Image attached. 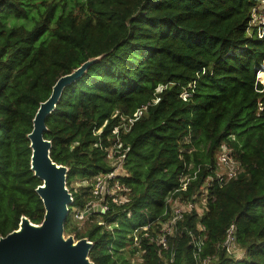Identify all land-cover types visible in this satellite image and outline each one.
I'll return each mask as SVG.
<instances>
[{
    "label": "trees",
    "instance_id": "trees-1",
    "mask_svg": "<svg viewBox=\"0 0 264 264\" xmlns=\"http://www.w3.org/2000/svg\"><path fill=\"white\" fill-rule=\"evenodd\" d=\"M262 1L0 0V237L25 215L42 223L33 119L62 75L97 59L46 117L51 157L69 167L65 235L88 237L95 264H132L137 251L143 264H264V30L252 23ZM146 105L121 137L131 200L86 215L80 228L95 176L113 168L114 128ZM228 145L240 167L215 179L205 212L179 221L160 253L141 229L154 221L156 236L173 200L197 194ZM185 175L195 176L188 190ZM232 224L242 256L223 245Z\"/></svg>",
    "mask_w": 264,
    "mask_h": 264
},
{
    "label": "water",
    "instance_id": "water-1",
    "mask_svg": "<svg viewBox=\"0 0 264 264\" xmlns=\"http://www.w3.org/2000/svg\"><path fill=\"white\" fill-rule=\"evenodd\" d=\"M95 60H87L73 72L62 75L33 119L34 127L28 134L32 147L30 167L42 180L37 193L46 208L45 217L36 224L25 215L18 229L0 237V264H95L89 257L93 242L88 237L76 240L65 235L64 224L73 202L66 183L69 167L53 161L52 141L44 135L48 129L46 117L56 109L64 88L81 78ZM95 212L105 213V209L96 205L84 215Z\"/></svg>",
    "mask_w": 264,
    "mask_h": 264
},
{
    "label": "built area",
    "instance_id": "built-area-1",
    "mask_svg": "<svg viewBox=\"0 0 264 264\" xmlns=\"http://www.w3.org/2000/svg\"><path fill=\"white\" fill-rule=\"evenodd\" d=\"M253 14L255 19L252 23L259 25V35L261 37L263 36L262 30H264V0L262 1L261 6L258 9L254 10ZM262 72H264V65L260 69H258L257 75L259 76ZM147 107L148 106L146 105L144 108H142V110L140 109L136 111L134 115L125 120V122H123L121 126H117L114 128V140L111 144L112 146L107 149V160L110 166H112L113 168L110 171H106L105 173H99L97 176H95L92 182V198L87 202L86 210L93 206L100 205L105 209L106 213L109 209H111L110 206H124L127 204V202L131 200L132 187L123 180L129 173L125 164L128 152L130 151V146H125L123 144V141H121V137L125 132H128L131 129V126L133 125L134 121L138 120L143 115V112ZM217 157L218 165L220 167H226L225 171L221 172L218 167V169L215 171L216 176L212 175L211 173L208 174L205 179L204 185L201 187L199 192L193 197H188L182 200H173L171 217L168 219V221L162 223L161 225L157 224L160 229L156 231V236L151 235L149 231L156 224V222L154 221H150L145 227L141 229L142 231H145V236H149L151 240L154 241L160 247V253H162L163 250L169 251L171 249V247L169 246V235L174 234L177 223L179 221H182L187 214L195 210L197 211V209L199 208L197 200L200 197V194L207 195L206 199L208 200L209 188L214 185L213 183L215 179H219L220 181L227 180L229 179V177L233 176V174H235L237 169L240 167L241 163L234 158L233 149L230 145L224 146L222 150L218 153ZM192 177L195 178V176L190 175H185L181 177L180 184H182L183 190H188V186ZM205 205H202L203 208ZM84 212H79L77 214V218L85 219L86 216L84 215ZM234 232L235 224H232L230 229L228 230L227 237L223 243L228 253L230 254H237L236 249L238 245L235 244ZM201 243V240H199L196 244V246L199 247V250H201ZM210 261V257H205L201 259L198 264H208Z\"/></svg>",
    "mask_w": 264,
    "mask_h": 264
},
{
    "label": "rangeland",
    "instance_id": "rangeland-1",
    "mask_svg": "<svg viewBox=\"0 0 264 264\" xmlns=\"http://www.w3.org/2000/svg\"><path fill=\"white\" fill-rule=\"evenodd\" d=\"M260 75H264V72L260 73ZM186 95V94H185ZM223 167V168H222ZM220 167L219 166V170L221 172L225 171L226 170V167L222 166ZM89 184V181L88 180H85V181H77V182H74L73 185L76 187V188H79L80 186H85V185H88ZM81 188V187H80ZM207 195L205 194H200V197L198 198V204H199V208L197 209V212L202 215L205 211H204V208L202 205H205V201L207 200ZM77 207H75L76 209ZM78 224H79V227L80 228H85V219H79L78 218ZM176 224V223H175ZM86 229V228H85ZM72 236H74V238L76 240H78L76 237H75V234H71ZM132 247V246H130ZM129 249V247H128ZM128 249L126 250L128 252ZM237 254L236 255H239V256H242L244 254V250H242L239 247H237ZM131 261H132V264H143V258H142V253L140 251H137L133 256H131ZM209 264V263H208Z\"/></svg>",
    "mask_w": 264,
    "mask_h": 264
}]
</instances>
